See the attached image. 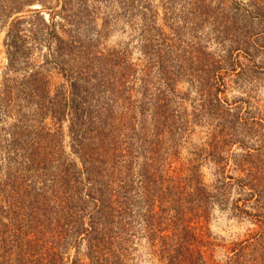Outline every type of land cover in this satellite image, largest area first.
Instances as JSON below:
<instances>
[{"label": "rangeland", "instance_id": "1", "mask_svg": "<svg viewBox=\"0 0 264 264\" xmlns=\"http://www.w3.org/2000/svg\"><path fill=\"white\" fill-rule=\"evenodd\" d=\"M207 65L211 94L204 80L194 83ZM162 77L177 81L172 107L190 121L167 156L169 175L190 177L198 165V179L216 193L218 166L202 151L223 134V175L245 185L207 214L187 215L195 234L214 243L203 249L208 264H264V248L232 261L236 244H254L264 231V179L248 177L264 160V14L251 0H0V264H35L45 254V187L61 172V149L83 170L75 147L86 134L106 136L135 211L143 205ZM142 226L131 228L126 263L161 264ZM85 243L61 250L64 262L80 249L87 263Z\"/></svg>", "mask_w": 264, "mask_h": 264}, {"label": "trees", "instance_id": "2", "mask_svg": "<svg viewBox=\"0 0 264 264\" xmlns=\"http://www.w3.org/2000/svg\"><path fill=\"white\" fill-rule=\"evenodd\" d=\"M251 6H254L256 12L264 14V0H251ZM208 67L207 71L202 69L199 75L194 76V83L198 82V86L203 87L204 80L210 87L207 93L211 94L215 77ZM175 82L170 77L160 78L159 86H156L155 95L152 96L155 106L154 141L140 181V203L143 205L135 211L136 204L129 195L128 181L118 173L119 162L111 161L115 148L105 142L106 136L92 133L77 138L75 150L80 154L84 168L81 171L75 165L68 164L61 149V172L52 190L49 186L45 187L42 196V207H46L41 209V226L44 230L40 240L45 241L46 251L35 264H66L61 250H66L68 245L79 247L84 241L83 257L87 263L79 258L81 251L78 249L72 264H127L130 232L137 223H142L144 235L149 242L158 246L161 264H208L203 249L210 248L214 243L195 234L191 226L193 218L187 215H194V212L207 214L211 203L226 201L230 188L237 185L245 189V185L240 179L232 183L234 177L223 175L224 167L221 164L226 159L224 146L227 142L223 134H213L209 149L202 151L205 158L211 157L218 166L216 193L207 192V186L198 179V165L191 167L193 174L190 177L175 178L169 175L166 170L167 156L179 147L182 132L190 123L187 116L184 117L172 107L174 99L170 96L176 92ZM151 94L148 93V96ZM176 133L179 136L177 141ZM169 139L175 142L169 144ZM201 156L198 154L194 160L197 161ZM120 158L123 156L120 155ZM254 171L249 178H253V181L262 177L264 179V160L261 167ZM227 178L230 182L226 181ZM49 196L53 207L48 205ZM172 212L174 214L170 216ZM86 219L89 220L87 227L84 223ZM170 226L175 231L171 235ZM82 233L84 238L80 239ZM253 239L256 241L254 244L248 240L246 244L242 242L235 245L233 251L236 252V258L232 261L245 262L247 251L264 248V231L256 234ZM29 263L34 264L33 261Z\"/></svg>", "mask_w": 264, "mask_h": 264}]
</instances>
